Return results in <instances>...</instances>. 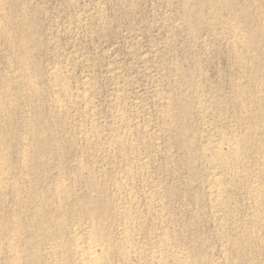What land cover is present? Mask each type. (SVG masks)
<instances>
[{
	"label": "rangeland",
	"instance_id": "374dc122",
	"mask_svg": "<svg viewBox=\"0 0 264 264\" xmlns=\"http://www.w3.org/2000/svg\"><path fill=\"white\" fill-rule=\"evenodd\" d=\"M0 142V264H264V0H0Z\"/></svg>",
	"mask_w": 264,
	"mask_h": 264
},
{
	"label": "bare ground",
	"instance_id": "6f19581e",
	"mask_svg": "<svg viewBox=\"0 0 264 264\" xmlns=\"http://www.w3.org/2000/svg\"><path fill=\"white\" fill-rule=\"evenodd\" d=\"M209 2V1H208ZM216 4V3H215ZM227 4V3H226ZM222 5V4H221ZM225 5V4H224ZM28 43V42H27ZM23 45V44H22ZM22 47V46H21ZM28 48V47H27ZM26 49V48H25ZM24 52V51H23ZM28 52H29V50H28ZM29 58V57H28ZM25 59V58H24ZM25 61V60H24ZM20 63V62H19ZM34 63V62H33ZM31 65V64H30ZM25 68H26V66H25ZM24 69V68H23ZM59 71V70H58ZM58 71H57V73H58ZM52 74V73H51ZM61 74V73H60ZM57 75V74H56ZM55 75V76H56ZM54 76V75H53ZM61 81V80H60ZM55 84V83H54ZM30 86V85H29ZM53 86V85H52ZM61 86V85H60ZM65 86V85H64ZM28 88V87H27ZM63 89V88H62ZM33 91V90H32ZM6 92V91H5ZM10 100V99H9ZM63 111V110H62ZM3 112V111H2ZM96 133V132H95ZM125 135H127V134H125ZM124 136V135H123ZM94 138H96V137H94ZM89 139V138H88ZM7 141V140H6ZM115 142V141H114ZM1 143V142H0ZM188 146V145H187ZM3 149V148H2ZM5 150V149H4ZM221 151V150H220ZM3 154V153H2ZM2 156V155H1ZM4 158V157H3ZM26 158V157H25ZM133 158V157H132ZM1 160H2V158H0ZM228 159V158H227ZM235 160V159H234ZM25 163V162H24ZM3 164H4V162H3ZM36 164V163H35ZM226 164V163H225ZM37 165V164H36ZM2 169V168H1ZM5 170V169H4ZM4 172V171H3ZM5 173V172H4ZM6 174V173H5ZM8 174V173H7ZM9 179V178H8ZM128 179V178H127ZM93 180V179H92ZM90 181V180H89ZM119 181V180H118ZM127 181V180H126ZM129 181V180H128ZM214 181V180H213ZM92 182V181H91ZM7 183V182H6ZM63 183V182H62ZM121 183V182H120ZM4 184V183H3ZM218 184V183H217ZM124 185V184H123ZM65 186V185H64ZM116 186V185H115ZM127 187V186H126ZM214 187V186H213ZM15 188V187H14ZM117 188H118V186H117ZM218 188V187H217ZM125 189V188H124ZM58 190V189H57ZM65 191H66V189H65ZM56 192V191H55ZM66 193V192H65ZM216 193V192H215ZM264 194V193H263ZM219 196V195H218ZM262 197V196H261ZM264 197H262V199H263ZM256 200V199H255ZM257 202V201H256ZM263 203H264V201H262ZM261 202V203H262ZM96 204V203H95ZM104 204V203H103ZM94 205V204H93ZM255 205H257V204H255ZM90 206V205H89ZM104 206V205H103ZM98 208V207H97ZM96 208V209H97ZM38 209V208H37ZM94 209V208H93ZM105 210V209H104ZM111 210H112V208H111ZM114 210V209H113ZM41 211H42V209H41ZM94 211V210H93ZM97 211V210H96ZM99 211V210H98ZM103 211V210H102ZM36 212V211H35ZM109 212H111V211H109ZM37 213V212H36ZM98 213V212H97ZM102 213H105V212H102ZM64 214V213H63ZM66 214V213H65ZM91 214V213H90ZM102 215V214H101ZM16 216V215H15ZM124 216V215H123ZM60 217V216H59ZM91 217V216H90ZM106 217V216H105ZM90 219V218H89ZM125 219V218H124ZM20 222V221H19ZM16 223V222H15ZM90 223H92V222H90ZM95 224V223H94ZM17 225V224H16ZM138 226V225H137ZM19 227V226H18ZM37 228V227H36ZM15 229V228H14ZM92 229V228H91ZM96 229H98V228H96ZM95 230V229H94ZM20 231H21V229H20ZM95 231H97V230H95ZM102 231V230H101ZM14 232H15V230H14ZM124 232V231H123ZM8 233V232H7ZM13 233V232H12ZM15 233H17V232H15ZM34 233V232H33ZM92 233V232H91ZM94 233V232H93ZM14 234V233H13ZM99 234V233H98ZM97 234V235H98ZM11 235V234H10ZM92 235V234H91ZM90 235V236H91ZM97 235H94L93 237H91V239H89L90 241L85 245V246H77L76 244H74V245H76L77 246V248L75 249V251H76V254L79 256V261L81 262V264H102L103 262H102V259H103V257H104V253L105 252H103V249L101 250V248H100V245L102 244V242L100 241L99 243H101V244H99L98 243V237H97ZM100 235H101V232H100ZM103 236V235H102ZM34 237V236H33ZM101 237V236H100ZM104 237V236H103ZM107 237V236H106ZM18 238H19V236H18ZM22 238H23V236H22ZM89 238V237H88ZM102 238V237H101ZM108 238V237H107ZM128 238V237H127ZM14 239H15V237H14ZM80 239V238H79ZM13 240V239H12ZM37 240V239H36ZM35 240V241H36ZM10 241H11V239H10ZM10 241H9V243H10ZM23 241V240H22ZM87 241H88V239H87ZM6 242V241H5ZM20 242V241H19ZM38 242V241H37ZM75 243V242H74ZM105 243V242H104ZM8 245V244H7ZM83 245V244H82ZM131 245V244H130ZM168 245V244H167ZM12 246H14L13 244H12ZM34 246V245H33ZM36 246V245H35ZM50 246V245H49ZM102 246V245H101ZM18 247V246H17ZM54 247V246H53ZM123 247V246H122ZM125 247V246H124ZM159 247V246H158ZM7 248V247H6ZM21 248V247H20ZM63 248V247H62ZM74 248V247H73ZM9 249V248H8ZM51 249V248H50ZM66 249V248H65ZM132 249V248H131ZM111 250V249H110ZM161 250V249H160ZM168 250V249H167ZM166 250V251H167ZM171 250V249H170ZM8 251V250H7ZM16 251V250H15ZM34 251V250H33ZM124 251V250H123ZM139 251V250H138ZM155 251V250H154ZM164 251V250H163ZM18 252V251H17ZM140 252V251H139ZM145 252V251H144ZM15 253V252H14ZM33 253V252H32ZM37 253H39V252H37ZM129 253V252H128ZM169 253V252H168ZM11 254V253H10ZM9 254V255H10ZM16 254V253H15ZM70 254V253H69ZM122 254V253H121ZM161 253H159L158 254V256L160 255ZM163 254V253H162ZM182 254V253H181ZM184 254V253H183ZM48 255V254H47ZM57 255V254H56ZM77 255H75V256H77ZM105 255H107V254H105ZM171 255V254H170ZM13 256V255H12ZM14 256H16V255H14ZM37 256V255H36ZM35 256V257H36ZM50 256V255H49ZM77 256V257H78ZM153 256V255H152ZM156 256V255H155ZM162 256V255H161ZM165 256V255H164ZM173 256V255H172ZM177 256V255H176ZM183 256V255H182ZM186 256V255H185ZM19 257V256H18ZM18 257H15V258H18ZM57 257V256H56ZM76 257V258H77ZM175 257V256H174ZM180 257V256H179ZM188 257V256H187ZM14 258V257H13ZM14 258V259H15ZM21 257H19L18 259H20ZM50 258V257H49ZM59 258H60V256H59ZM58 258V259H59ZM108 258V257H107ZM138 259H139V257H137ZM147 258V257H146ZM155 258V257H154ZM158 258V257H157ZM183 258V257H182ZM74 259V258H73ZM159 259H160V256H159ZM158 259V260H159ZM163 259V258H162ZM164 259H166V257L164 258ZM12 260V259H11ZM27 260V259H26ZM63 260V259H62ZM107 260V259H106ZM20 261V260H19ZM149 261V260H148ZM161 261V260H160ZM164 261V260H163ZM171 261V260H170ZM178 261V260H177ZM10 262V261H9ZM77 262V261H76ZM166 262V261H165ZM19 262H17L16 264H18ZM32 263V262H31ZM57 263H59V262H57ZM63 263V262H62ZM104 263H106L105 262V259H104ZM179 263H181V262H179ZM13 264H14V262H13ZM36 264V263H35ZM56 264V263H55ZM76 264V263H75ZM78 264H79V262H78ZM107 264V263H106ZM151 264V263H150ZM154 264V263H153ZM188 264V263H187Z\"/></svg>",
	"mask_w": 264,
	"mask_h": 264
}]
</instances>
